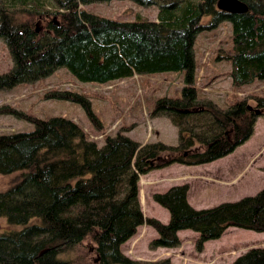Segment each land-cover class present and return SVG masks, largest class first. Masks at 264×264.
Returning <instances> with one entry per match:
<instances>
[{"label":"trees","instance_id":"trees-1","mask_svg":"<svg viewBox=\"0 0 264 264\" xmlns=\"http://www.w3.org/2000/svg\"><path fill=\"white\" fill-rule=\"evenodd\" d=\"M111 1L122 0H0V40L13 61L0 75V91L36 83L61 68L78 82L101 85L185 72L180 96L158 98L151 113L169 120L178 143L143 145L119 131L100 146L71 120H41L0 108V115L34 127L0 136V175L11 177L9 189L0 193V220L11 227L0 233V264H145L122 254L142 225L157 234L151 251L178 249L181 231L198 235L199 253L228 228L264 233V189L197 211L187 203L188 185L172 187L152 197L168 211L167 224L144 218L139 203L141 176L174 164L196 167L222 159L248 141L257 118L264 117V98L255 97L253 108L260 110L255 115L247 99L221 108L201 97L194 53L202 32L228 22L229 47L219 50L216 60L229 64L232 86L264 80V0H239L249 9L242 15L218 11V0H131L157 7L156 21L120 22L84 10ZM204 18L210 19L206 25ZM40 22L43 34L36 31ZM45 99L81 106L90 124L102 130L86 96L51 91ZM233 264H264V247L250 248Z\"/></svg>","mask_w":264,"mask_h":264},{"label":"rangeland","instance_id":"rangeland-1","mask_svg":"<svg viewBox=\"0 0 264 264\" xmlns=\"http://www.w3.org/2000/svg\"><path fill=\"white\" fill-rule=\"evenodd\" d=\"M84 10L120 22H131L136 17L156 21L158 13L157 7H140L131 0L90 4L85 6ZM209 20L204 18L202 24L206 25ZM36 28L43 34L45 24L40 22L36 24ZM230 35V24L224 22L216 29L204 31L197 37L194 44L197 65L195 87L201 97L211 100L221 108L244 99L249 101V106L254 107L255 97L264 98V80H256L250 85L235 88L230 81L229 64L216 60L219 50L228 49ZM12 68L11 55L0 40V75ZM184 75L185 72H165L134 76L101 85L78 82L66 69L61 68L36 83L20 84L11 90L0 91V108L11 107L41 120L54 117L71 120L83 129L89 140L100 146L106 136H115L119 131L136 142L146 139L147 143L159 141L175 145L177 129L167 119L165 122L152 123L153 119L161 118H152L151 113L158 98L180 96L184 87ZM51 91H71L86 96L92 112L102 124V130L97 131L90 124L81 106L46 100V94ZM257 120L258 134L248 144L241 145L222 159L196 167L174 164L141 176L139 203L144 218H153L162 224L168 223V211L156 204L152 197L175 186L188 185L187 203L197 211L211 209L223 203L237 202L245 197L255 196L264 189V148L260 151L254 150V146H264V118L258 117ZM158 123L153 132V126ZM33 129V125L28 122L17 120L13 116L0 115V136L28 133ZM255 152V157H252ZM250 160L243 175L234 183H229L244 171L243 166ZM10 182L11 177L0 175V193L9 189ZM10 229L4 220H0V233ZM177 236L181 240L178 249L151 251L148 245L157 234L154 229L142 225L122 246V254L131 261L145 264L163 261H169L170 264H233L250 248L264 247V233L238 228H228L220 239L206 242L201 253L194 248L198 237L196 233L181 231ZM136 238L140 240L137 243Z\"/></svg>","mask_w":264,"mask_h":264},{"label":"water","instance_id":"water-1","mask_svg":"<svg viewBox=\"0 0 264 264\" xmlns=\"http://www.w3.org/2000/svg\"><path fill=\"white\" fill-rule=\"evenodd\" d=\"M217 10L220 12H224L230 15H242L248 13L249 9L246 4L242 3L239 0H218L216 4ZM38 32V29L36 30ZM248 110H254L255 115H260L259 109H254L249 106ZM97 262V259L94 263Z\"/></svg>","mask_w":264,"mask_h":264},{"label":"crops","instance_id":"crops-1","mask_svg":"<svg viewBox=\"0 0 264 264\" xmlns=\"http://www.w3.org/2000/svg\"><path fill=\"white\" fill-rule=\"evenodd\" d=\"M231 81V80H230ZM262 118H264V117H262ZM161 121H164L165 122V119H163V118H161V119H153V122L152 123H154V122H161ZM258 120L256 121V124H255V128H254V133H253V135L251 136V138L244 144V145H242V146H245L246 144H248L257 134H258ZM159 125V123L158 124H156L155 126H153V132L155 131V128L157 127ZM151 135V130H150V132H149V136ZM178 135V134H177ZM159 142V141H158ZM138 143H141V144H146L147 143V140L145 139V140H143L142 142H138ZM150 143H156V142H151L150 141ZM163 143V142H162ZM177 143H178V136H177V142H176V144L175 145H177ZM165 144V143H164ZM167 145V144H166ZM175 145H169V146H175ZM264 148V146L262 145V144H260V145H258L257 147L256 146H254V150H258V151H260V150H262ZM256 153L257 152H255L253 155H252V157H255V155H256ZM250 162H251V160L249 161V162H247V164L246 165H244L243 166V168L242 169H244V171H241L240 172V174H238V176L234 179V181H231V182H229V183H234L238 178H240L242 175H243V173L245 172V170H247L248 169V167H249V164H250ZM241 169V170H242ZM189 204V203H188ZM190 205V204H189ZM191 206V205H190ZM192 207V206H191ZM140 240H138V238H136L135 239V243H137V242H139ZM204 247H205V244H204Z\"/></svg>","mask_w":264,"mask_h":264}]
</instances>
